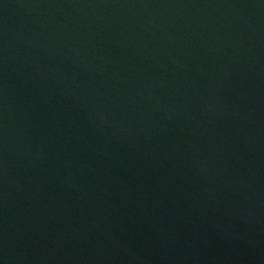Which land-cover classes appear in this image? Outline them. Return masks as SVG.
<instances>
[{
  "label": "water",
  "instance_id": "1",
  "mask_svg": "<svg viewBox=\"0 0 264 264\" xmlns=\"http://www.w3.org/2000/svg\"><path fill=\"white\" fill-rule=\"evenodd\" d=\"M0 264H264V0H0Z\"/></svg>",
  "mask_w": 264,
  "mask_h": 264
}]
</instances>
